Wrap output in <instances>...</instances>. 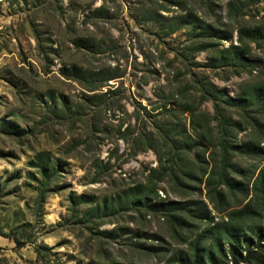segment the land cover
Masks as SVG:
<instances>
[{
  "label": "rangeland",
  "instance_id": "1",
  "mask_svg": "<svg viewBox=\"0 0 264 264\" xmlns=\"http://www.w3.org/2000/svg\"><path fill=\"white\" fill-rule=\"evenodd\" d=\"M254 86L264 0H0V264H264Z\"/></svg>",
  "mask_w": 264,
  "mask_h": 264
},
{
  "label": "trees",
  "instance_id": "2",
  "mask_svg": "<svg viewBox=\"0 0 264 264\" xmlns=\"http://www.w3.org/2000/svg\"><path fill=\"white\" fill-rule=\"evenodd\" d=\"M233 49H237V48L233 46ZM232 54H235V52H233ZM234 103H236L237 105H241L238 107L241 108L242 111H244V112L252 110L253 113L258 112L259 115L264 114V89H263V87L254 86L249 92L245 93L242 98L240 97V99H238V101H234ZM225 132L226 131L224 130L222 137H220V140H221L220 145H221L222 150L224 152L223 161L227 160V154H228L227 150H228L229 145H230V144H228V142L225 139ZM255 149H257L259 152L262 150V148H260V147H255ZM261 155L264 156V152H262ZM220 177H221V181H224L225 183L228 182L227 177H225L224 166L222 168V172H221ZM257 180L259 181L258 190H261L263 192L264 191V169H262V171L260 172ZM232 248L234 251H232L230 254V262H232L233 264H238L239 261L245 262L248 260V255L243 257L240 255V253L237 251V249L235 248L234 245H232ZM210 255H211V253L209 252V250H206L205 257L209 261H211ZM198 257L199 258L195 257L193 259V262H194L193 264H202V262H203L202 258L200 256H198Z\"/></svg>",
  "mask_w": 264,
  "mask_h": 264
}]
</instances>
